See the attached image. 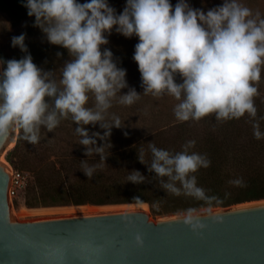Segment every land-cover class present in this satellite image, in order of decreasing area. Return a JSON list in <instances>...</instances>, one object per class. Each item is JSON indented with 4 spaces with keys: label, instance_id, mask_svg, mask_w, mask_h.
Instances as JSON below:
<instances>
[{
    "label": "clouds",
    "instance_id": "clouds-1",
    "mask_svg": "<svg viewBox=\"0 0 264 264\" xmlns=\"http://www.w3.org/2000/svg\"><path fill=\"white\" fill-rule=\"evenodd\" d=\"M24 6L47 41L67 49L71 58L58 71L44 70L28 52L26 33L11 38L12 46L26 54L19 59L0 58V136L19 130L25 141L35 145L42 128L51 132L70 118L79 144L86 146L85 154H100L99 163L82 161L83 172L92 177L106 161L113 126L123 125L119 115L109 112L113 102L132 105L141 95L129 87L127 70L118 66L111 49H101L108 43L105 33L115 28L125 37H138L133 59L141 74L142 93L174 97L178 121L209 114L222 121L247 114L255 138L264 137L260 126L264 117L256 119L254 100L264 68V14L243 0H223L207 11L192 7L189 0H177L175 5L171 0H126L120 13L109 0H24ZM124 88L128 91L122 93ZM97 124L104 131L90 135L86 125ZM98 139L103 143L98 144ZM195 145L196 140L190 139L173 152L149 142L150 164L145 163L144 149L138 159L161 178L164 190L183 192L211 205L219 198L207 195L195 175L211 160L192 150ZM144 180L138 169L127 176V181L137 184ZM229 183L245 181L241 177ZM133 199L142 200L138 195ZM182 219L193 231L204 227L195 209H188Z\"/></svg>",
    "mask_w": 264,
    "mask_h": 264
},
{
    "label": "trees",
    "instance_id": "trees-1",
    "mask_svg": "<svg viewBox=\"0 0 264 264\" xmlns=\"http://www.w3.org/2000/svg\"><path fill=\"white\" fill-rule=\"evenodd\" d=\"M0 12L6 14L13 25L31 18L28 25L30 37L26 45L34 63L51 65L52 62H65L71 58L67 49L48 42L42 30L34 26L35 17L28 15L24 0H0ZM117 45L119 43L111 49L113 59L119 67L126 68L131 51L128 50L127 55L120 53ZM58 52L62 55L58 56ZM25 54L22 51L15 58L19 59ZM0 58L10 59L1 46ZM136 74L134 81L141 82V74ZM180 79L178 76L177 82ZM258 90L259 95L254 97L256 119L264 117V68ZM169 105L168 101L158 110H149L145 103L133 106L114 101L109 112L119 115L123 125L119 128L113 126L109 137L111 147L105 149L106 161L92 177H87L83 172L82 161L90 165L99 163L100 154H85L86 146L79 144L80 138L70 118L61 120L51 132L42 128L41 139L35 145L25 141L19 131L15 145L6 153V159L15 167L31 173L27 205L128 203L138 202L133 199L134 195H138L141 201L150 204L155 213H169L264 198V137L257 139L253 135L252 118L245 114L239 119L218 121L215 114H209L199 120L181 122L174 115V107ZM152 107L156 108L154 105ZM149 115L155 117L154 123L146 122ZM157 121L161 123L155 124ZM260 126L264 132V119H260ZM86 127L90 135L93 131H104L98 124ZM190 139L196 140L192 150L206 154L211 160L209 167H202L195 173L197 183L207 195L217 196L219 202L212 201L209 205L207 201L183 192L175 195L164 190L161 178L154 171H149L146 165L150 164L152 158L149 142L175 152L181 150V146ZM97 143L103 141L98 139ZM140 149H144L146 164L138 159ZM133 169L145 175L142 183L127 181ZM241 177L245 181L243 185L229 183ZM156 202L159 207L153 206Z\"/></svg>",
    "mask_w": 264,
    "mask_h": 264
},
{
    "label": "water",
    "instance_id": "water-1",
    "mask_svg": "<svg viewBox=\"0 0 264 264\" xmlns=\"http://www.w3.org/2000/svg\"><path fill=\"white\" fill-rule=\"evenodd\" d=\"M17 135L0 136V264H264V203L195 211L196 231L144 209L15 219L1 157Z\"/></svg>",
    "mask_w": 264,
    "mask_h": 264
},
{
    "label": "rangeland",
    "instance_id": "rangeland-1",
    "mask_svg": "<svg viewBox=\"0 0 264 264\" xmlns=\"http://www.w3.org/2000/svg\"><path fill=\"white\" fill-rule=\"evenodd\" d=\"M81 3L85 2V0H80ZM172 4L175 5L177 0H171ZM223 0H189V4L192 7L195 8H201L205 11L207 9L217 6L219 4H222ZM243 3H245L247 6L253 9V11L259 9L262 14H264V0H243ZM109 4L113 6L117 13L122 12L126 0H109ZM31 18L26 19L25 21L19 23L18 25H13L11 20L8 18V16L2 12H0V46L2 47L3 51L8 55V57L15 58L18 56L22 51L21 49L17 47H13L11 43V38L14 35H19L21 33H26L25 37V44L27 43L30 35H29V30L30 27H28L29 22ZM108 37V43L106 45H102V48H115V44L119 43L117 45V50L120 53H125L126 55L128 54V50L131 51L129 53V65L125 68L126 71V79L128 82L129 87H134L137 92H140V98L133 103V106H139V104H147V107L149 108H154L155 110H158L161 105L165 104L166 102H170V107H174V105L177 103L176 99L172 96H169L167 94L160 96V97H154L151 94L145 95L143 94V88L140 87L141 84L140 81L135 82L134 76L139 75V69H138V64L137 62L133 59V54L135 51V45L138 42V37L132 36V37H125L124 35L117 33L115 31V28H113L112 32L110 34L105 33ZM126 46L127 48H125ZM125 51V52H124ZM128 60V59H127ZM64 61H59V62H52L51 65L49 64H42V63H36L37 66L43 68L44 70H54L58 71L59 68L64 64ZM141 76V75H139ZM178 77V76H177ZM131 81V82H130ZM122 93L127 92L128 88L121 89ZM156 100V102H154ZM165 101V102H164ZM156 106L152 107V105ZM172 103V104H171ZM145 107L147 110L148 108ZM154 118L151 117L150 115L147 117L146 122L154 123ZM158 123L160 124L161 122L157 121L155 124ZM19 132V130H18ZM16 143V142H15ZM15 145V144H14ZM14 145L9 146L6 151L2 154L5 160L7 161L8 164H10L13 168L19 169L15 167L13 164H11L7 159H6V153L9 149H11ZM25 173L26 176V186L20 190L17 196L13 197L11 200V210L14 214L15 219L20 220V221H26V220H36V219H43V218H52V217H61V216H71V215H79V214H85L87 212H80L76 211L78 206L83 205V204H59V205H38V206H29L26 203V198H27V188L28 184L31 182L32 176L31 173L22 169H19ZM140 202V201H139ZM148 204L147 210L150 213V217L154 220L164 218L170 215H176V214H184L186 211H178V212H169V213H155L150 204ZM258 203H264V198L260 199H253V200H247L235 204H231L228 206H221V205H216V206H208V207H203L199 209H195V211L200 212V211H206V210H213V209H222L226 207H234V206H245V205H252V204H258ZM86 205H96V206H103V205H117L118 207H122L121 209H141L137 202H128V203H108V204H92V203H85ZM84 204V205H85ZM124 206V207H123ZM31 209H40L32 212L31 214H26V215H19V212L23 210H31ZM101 211V210H100Z\"/></svg>",
    "mask_w": 264,
    "mask_h": 264
},
{
    "label": "bare ground",
    "instance_id": "bare-ground-1",
    "mask_svg": "<svg viewBox=\"0 0 264 264\" xmlns=\"http://www.w3.org/2000/svg\"><path fill=\"white\" fill-rule=\"evenodd\" d=\"M16 142V139H14L11 144L9 146L14 145ZM5 160L4 157H1V161L4 162L5 164H8V162L3 161ZM137 204L139 205V207L141 209L147 210L148 204L144 201H140L137 202ZM124 207V206H123ZM79 209H77L76 211H80V212H87V213H94V212H98V211H108V210H116V209H121L122 207H118L117 205H103V206H96V205H89V204H83L78 206ZM36 210H40V209H31V210H23L21 212H19V215H26V214H31L32 212L36 211Z\"/></svg>",
    "mask_w": 264,
    "mask_h": 264
},
{
    "label": "built area",
    "instance_id": "built-area-1",
    "mask_svg": "<svg viewBox=\"0 0 264 264\" xmlns=\"http://www.w3.org/2000/svg\"><path fill=\"white\" fill-rule=\"evenodd\" d=\"M11 185L9 187V195L12 200L13 197L17 196L21 189H23L27 182L25 173L19 169L13 168L11 165Z\"/></svg>",
    "mask_w": 264,
    "mask_h": 264
}]
</instances>
